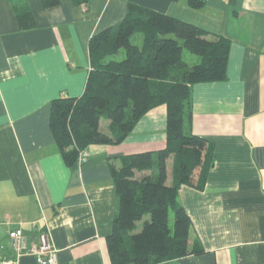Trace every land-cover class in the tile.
I'll return each mask as SVG.
<instances>
[{
    "label": "crops",
    "instance_id": "crops-1",
    "mask_svg": "<svg viewBox=\"0 0 264 264\" xmlns=\"http://www.w3.org/2000/svg\"><path fill=\"white\" fill-rule=\"evenodd\" d=\"M205 1L194 9L189 0H27L34 27L24 30L14 0H0V262L39 264L10 248L9 233L22 228L32 242L45 231L58 264H112L119 197L110 166L166 148L167 107L144 115L124 143L91 145L75 166L55 141L50 111L54 99L83 94L90 39L135 4L232 42L228 79L192 87L193 139L212 143L215 156L205 187L179 192L194 253L162 264H264V0Z\"/></svg>",
    "mask_w": 264,
    "mask_h": 264
},
{
    "label": "trees",
    "instance_id": "trees-1",
    "mask_svg": "<svg viewBox=\"0 0 264 264\" xmlns=\"http://www.w3.org/2000/svg\"><path fill=\"white\" fill-rule=\"evenodd\" d=\"M189 1L194 9L206 4ZM44 3L52 7L59 0ZM14 6L21 28H33L27 0H14ZM231 47L223 36L131 4L121 22L90 39L92 68L83 94L52 101L50 128L69 166L91 145L124 143L144 115L167 107L166 148L124 156L120 166H110L119 197L107 238L112 264H162L194 253L189 249L192 220L179 192L182 186L203 189L215 156L212 143L193 139L192 87L228 79ZM185 52L199 61L190 65ZM102 120L109 121L104 128Z\"/></svg>",
    "mask_w": 264,
    "mask_h": 264
},
{
    "label": "built area",
    "instance_id": "built-area-1",
    "mask_svg": "<svg viewBox=\"0 0 264 264\" xmlns=\"http://www.w3.org/2000/svg\"><path fill=\"white\" fill-rule=\"evenodd\" d=\"M88 157V152L83 150L77 163H86ZM9 244L17 259L23 255H32L39 264H58V250L52 244L49 235L45 231H39L37 241L32 242L24 229H15L9 233ZM16 261V259L5 260L0 262V264H16Z\"/></svg>",
    "mask_w": 264,
    "mask_h": 264
},
{
    "label": "rangeland",
    "instance_id": "rangeland-1",
    "mask_svg": "<svg viewBox=\"0 0 264 264\" xmlns=\"http://www.w3.org/2000/svg\"><path fill=\"white\" fill-rule=\"evenodd\" d=\"M139 41H140V40H138V42H139ZM123 57H124V56L122 55V56L118 57L117 59L121 60ZM184 58H185V60H186L190 65H194L195 63H197V62L199 61V58H198L197 56L192 55V54H190V53H188V52H185V54H184ZM107 122H109V121H108V120H102V127H103V128L105 127V125L107 124ZM171 164H172V163H171ZM171 164H170V168L173 167V164H172V166H171ZM171 219H173V215H172V214H171ZM139 229H141V227H140Z\"/></svg>",
    "mask_w": 264,
    "mask_h": 264
}]
</instances>
